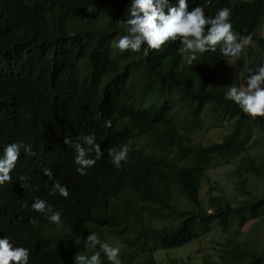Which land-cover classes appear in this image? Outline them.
Here are the masks:
<instances>
[{
    "label": "trees",
    "instance_id": "1",
    "mask_svg": "<svg viewBox=\"0 0 264 264\" xmlns=\"http://www.w3.org/2000/svg\"><path fill=\"white\" fill-rule=\"evenodd\" d=\"M130 2L0 0V157L14 142L34 153L21 148L0 185V238L28 248L29 264L90 257L92 232L121 264H264V117L225 99L264 64V0H189L210 17L231 9L233 30L253 39L238 59L224 63L217 46L192 65L179 39L147 57L115 47ZM86 135L102 155L80 175L64 138ZM124 144L117 168L108 150ZM55 182L68 198L49 194ZM37 198L61 225L32 208Z\"/></svg>",
    "mask_w": 264,
    "mask_h": 264
},
{
    "label": "clouds",
    "instance_id": "2",
    "mask_svg": "<svg viewBox=\"0 0 264 264\" xmlns=\"http://www.w3.org/2000/svg\"><path fill=\"white\" fill-rule=\"evenodd\" d=\"M230 16L231 9L227 7L220 9L214 17L207 16L200 5L189 10V0H178L175 6L170 5V0H131L129 18L126 20L127 34L120 36L115 47L121 52L142 50V56L147 57L150 50L159 51L169 41L179 39L184 45L182 52L188 54V65L197 60L198 53L215 52L217 46H220L224 57L238 59L245 47L251 44L252 37L250 34L243 35L234 31ZM225 99L233 101L253 119L264 117V64L258 65L254 70L249 69L244 86H230L225 93ZM105 127H111L110 120L105 121ZM79 139L83 140V145L80 142L73 143L69 137L64 138V143L74 148L77 172L84 175L85 170L100 159L102 151L93 135ZM21 148L29 156L34 155L30 145L20 142L9 143L4 148V154L0 157V185L11 181V172L19 160ZM130 151V145L124 144L119 149L109 148L108 155L113 165L119 168L121 162L127 160ZM44 174L52 176L49 169H45ZM57 192L64 198L70 195L67 187L59 182L53 183L49 194L55 195ZM32 208L45 215L50 222L61 225V211H54L46 200L35 199ZM97 245L100 251L94 252L90 257L77 254L74 264H102L101 252L112 264H121L118 247L101 242L95 232L87 235L85 246L95 249ZM29 256L28 248L14 246L7 237L0 238V264H29Z\"/></svg>",
    "mask_w": 264,
    "mask_h": 264
},
{
    "label": "rangeland",
    "instance_id": "3",
    "mask_svg": "<svg viewBox=\"0 0 264 264\" xmlns=\"http://www.w3.org/2000/svg\"><path fill=\"white\" fill-rule=\"evenodd\" d=\"M259 31H260V34L264 36V21H263V25L261 26V29ZM249 34L252 37V34L250 32L243 33V35H249ZM252 42H253V39H252ZM252 42H251V44H252ZM251 44H250V46H251ZM246 50H247V46L245 47L244 51H246ZM229 60H230V58H226L225 57V60H223V61L225 63V62H228ZM208 134H210L209 130H200V131H198V133H196V135L201 137V138H206L208 136ZM220 172L222 173L223 169ZM220 172L213 171V172H211V175L214 174L216 176V175H219ZM197 245L198 244H196V243L195 244H191V245H187L186 247H183V248L177 250V252H179L181 254H186L187 252H189L191 250H194L195 246H197Z\"/></svg>",
    "mask_w": 264,
    "mask_h": 264
}]
</instances>
